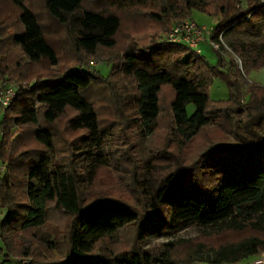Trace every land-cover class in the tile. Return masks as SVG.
<instances>
[{
	"label": "trees",
	"instance_id": "16d2710c",
	"mask_svg": "<svg viewBox=\"0 0 264 264\" xmlns=\"http://www.w3.org/2000/svg\"><path fill=\"white\" fill-rule=\"evenodd\" d=\"M4 1L18 11L19 27L8 35L18 54L14 70H1L0 77L26 81L31 75L22 66L41 62L49 69L32 73L37 78L2 117L0 164L5 170L0 172V209L5 213L0 221V264H21L24 258L32 259L30 264H236L264 251V135L256 128L264 122V86L249 83L243 101L242 73L233 59L225 62L218 51L217 65L209 66L202 54L184 44L159 43L153 36L150 43L138 45L130 29L123 46L117 40L126 22L148 19L167 33L171 20L192 18L193 11L217 19L212 26L215 39L235 30L255 32L264 21V0H42L44 13L53 27L64 30L67 49L74 54L64 67L38 11L27 0H0V7ZM3 42L0 34V48ZM230 45L246 71L264 67V42ZM105 54L110 69L103 76L90 62ZM216 77L229 89L225 101L210 98L209 86ZM25 95L28 100L13 112L15 102ZM101 103L110 110L107 122L101 118ZM163 108L170 121L165 137L170 141L172 132L184 146L207 128L210 114L226 120L236 147L210 143L193 163H215L219 158L214 173L208 171L213 177L204 180L197 172L189 177L186 172L193 169L180 158L167 165L152 159L146 179L140 181L128 130L139 121L155 133ZM240 110L243 123L237 118ZM115 127L127 140L126 148L98 152ZM77 154L90 160L80 170ZM110 166L121 176L126 173L140 206L108 185L93 188L101 170ZM51 206L70 218L62 259H44L39 250L56 245L45 231ZM192 225L210 228L207 236H242L217 246H188L182 262L173 258L175 242L151 249L138 246L154 234ZM125 229L131 230L130 246L103 245L118 242Z\"/></svg>",
	"mask_w": 264,
	"mask_h": 264
},
{
	"label": "rangeland",
	"instance_id": "374dc122",
	"mask_svg": "<svg viewBox=\"0 0 264 264\" xmlns=\"http://www.w3.org/2000/svg\"><path fill=\"white\" fill-rule=\"evenodd\" d=\"M31 6H33L40 16V21L44 24L45 30L48 36L50 43L58 50L60 66H65L69 63L73 58L74 54L67 49V43L65 39L64 30L52 26L53 22L49 19L43 8L42 0H27ZM17 9L11 5L9 2L4 1L0 7V34L4 37L3 47L0 48V71L1 70H14V65L16 61V57L18 54V49L13 46L8 39V35L18 29L19 24L17 22ZM190 17H186L183 19H187ZM138 18L136 22H126L122 24L121 30L119 31L117 40L118 46H123L122 43L126 40L127 31L133 30L135 38L137 39L138 45H146L151 42L153 36L157 37V41L159 43H164L166 41L167 33L162 31L163 27H159L161 31L156 30V23L149 22L148 19ZM183 19H173L171 20L170 27ZM192 19L195 20L199 25H205L207 27L213 26L217 19L211 15L200 11H193ZM150 28H146L149 27ZM150 29V30H149ZM145 31V32H144ZM223 45L220 50H214L208 43L202 44L201 50L202 55L207 58V63L209 66L217 65V54L216 51L220 53L225 62L233 59L236 67L241 71L242 78V100L245 101L247 99V87L249 83H256L264 86V67L261 68H250L247 71L244 68V62L241 57L236 55L231 48L230 43H252L255 46H259L264 42V21L259 22L257 24V30L255 32H249L246 30H235L231 31L225 35H222ZM125 44V43H124ZM109 55V54H108ZM107 55H103L101 58L93 59L90 62V65L98 70L103 76L107 75L110 69V65L106 63ZM205 59V58H204ZM49 66L46 62L36 63L33 65L22 66L23 72L30 74L31 78L26 80L25 82H32L37 78L33 76V72L35 71H47ZM1 73V72H0ZM34 77V78H32ZM5 81L4 78L0 77V84ZM14 81V80H11ZM22 82V81H20ZM166 90L163 91V99L166 97ZM209 94L211 100L214 101H225L229 98V89L227 84L219 77H216L212 84L209 86ZM29 95H25L17 100L12 107V111L16 110V107L23 101L28 100ZM166 104V101L163 102ZM164 107H166L164 105ZM194 107L192 104L188 105V112L192 113ZM110 110L104 103H101V118L108 121L107 118H110ZM237 118L240 123L244 121V113L240 110L237 114ZM170 124L168 118L167 109L163 108V113L161 120L159 122V130L155 133L148 132L147 128L143 126V124L137 121L132 127L128 130V138L131 142L132 154L136 158L138 166L140 168L139 178L140 181L146 179L148 175V167L147 162L149 160H156L160 162V164L167 165L170 164L172 160L175 158H180L182 164L190 166L193 170H188L186 175L191 177L194 172L201 173L200 177L204 180H208L210 176H212L211 172H213V165L220 161L217 158L215 163L210 159L209 161H202L200 164H193L197 159L200 151L210 143L220 142L225 143L229 146H234L238 144L233 133L227 131L229 126L227 125L226 120H223L219 113H214L209 115V125L205 130H202L201 133L187 146L181 144L174 133L171 132L170 141L165 137L166 127ZM62 127V124H60ZM226 127V128H225ZM256 128L258 132L264 135V122H259L256 124ZM127 140L124 139L123 133L120 131L118 127H115L111 134L107 137L105 143L101 147L98 152L108 154L112 151H121L126 148ZM53 160L52 156L49 157V161L47 165L51 163ZM76 168L78 170L82 169V166L89 162L86 161L83 156L77 154L75 159ZM165 167V166H163ZM50 167L48 166V170ZM214 173V172H213ZM101 175H99L95 180V185L93 188L97 190H102L107 188V185L110 189L116 191L117 194L122 196L125 199H129L135 206H140L141 200L132 195L130 192V188L128 187L129 179L126 173H123L121 176L118 171L114 169L113 166L108 167L106 170H101ZM213 177V176H212ZM34 184H38L37 179L32 180ZM207 184L211 187V182H207ZM92 188V189H93ZM94 195V194H91ZM4 209H0V221L4 216ZM48 222L45 226V231L49 234V240L55 241L56 245L51 248L50 251H46V249L41 246L39 250H42V255L45 258L49 259H62L64 258V250H66L65 236L68 228V223L70 218L66 217L61 211L56 210L53 206L50 207L48 214ZM211 231L210 228L202 229L196 225L189 226L187 228L175 231L168 232L167 230L162 231L158 234H154L145 238L144 240L138 243V246L142 249H151L158 248L163 243H167L169 241L175 242L176 247L173 252V258L176 262H182L185 259V252L188 246H192L197 244L198 242H204L210 246H217L220 243L227 242L242 236L241 233H222L219 235L207 236L206 234ZM247 234H250L247 231ZM118 242L107 243V241L103 245L111 244L112 248H121L125 249L130 246L133 242L132 234L130 229H125L122 231L120 236L117 238ZM1 245V240H0ZM38 253V252H37ZM41 258L42 256L39 255ZM204 257V256H202ZM32 259L24 258L21 259V264H30ZM10 264H15L14 262ZM197 264H207L206 262H198Z\"/></svg>",
	"mask_w": 264,
	"mask_h": 264
},
{
	"label": "built area",
	"instance_id": "2783aa9c",
	"mask_svg": "<svg viewBox=\"0 0 264 264\" xmlns=\"http://www.w3.org/2000/svg\"><path fill=\"white\" fill-rule=\"evenodd\" d=\"M166 41L173 44H184L197 54H202L201 45L208 43L214 50H220L224 44L222 34L217 39L213 37L212 26L199 25L192 18H187L174 23L166 35ZM28 87L25 81H3L0 84V125L2 117L8 107ZM1 136V131H0ZM5 170V165L0 164V172ZM236 264H264V251H260L253 258Z\"/></svg>",
	"mask_w": 264,
	"mask_h": 264
},
{
	"label": "crops",
	"instance_id": "0c3cea01",
	"mask_svg": "<svg viewBox=\"0 0 264 264\" xmlns=\"http://www.w3.org/2000/svg\"><path fill=\"white\" fill-rule=\"evenodd\" d=\"M203 57L205 58V60H207V58L203 55Z\"/></svg>",
	"mask_w": 264,
	"mask_h": 264
}]
</instances>
